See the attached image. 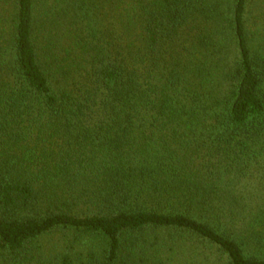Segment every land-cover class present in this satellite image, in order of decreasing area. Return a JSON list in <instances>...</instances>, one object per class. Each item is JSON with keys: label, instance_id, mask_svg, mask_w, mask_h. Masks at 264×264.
Listing matches in <instances>:
<instances>
[{"label": "trees", "instance_id": "trees-1", "mask_svg": "<svg viewBox=\"0 0 264 264\" xmlns=\"http://www.w3.org/2000/svg\"><path fill=\"white\" fill-rule=\"evenodd\" d=\"M256 4L0 0V264H264Z\"/></svg>", "mask_w": 264, "mask_h": 264}, {"label": "rangeland", "instance_id": "rangeland-1", "mask_svg": "<svg viewBox=\"0 0 264 264\" xmlns=\"http://www.w3.org/2000/svg\"><path fill=\"white\" fill-rule=\"evenodd\" d=\"M254 1L257 3L255 5L257 7L259 5L258 3L260 2V0H254ZM205 248L206 247L202 246L201 244H196L195 243V246H193V249L194 250L191 251V248L189 250H187L189 252L190 256L194 258L193 259L194 260V264H205V263H203V261H201L202 252L203 251L209 252L211 259L212 260H215V262H216L217 259L215 257L218 258V254L215 253L213 250L208 251V249L207 248L205 249ZM188 252L187 253H184V254L186 255V254H188ZM193 254H194V256H192ZM215 262H214V264H217V263L222 264V262H220L218 260H217L216 263Z\"/></svg>", "mask_w": 264, "mask_h": 264}]
</instances>
